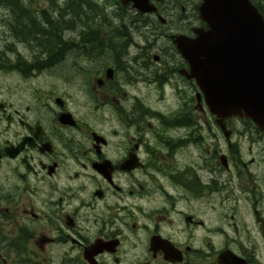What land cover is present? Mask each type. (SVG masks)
Segmentation results:
<instances>
[{
	"label": "flooded vegetation",
	"instance_id": "flooded-vegetation-1",
	"mask_svg": "<svg viewBox=\"0 0 264 264\" xmlns=\"http://www.w3.org/2000/svg\"><path fill=\"white\" fill-rule=\"evenodd\" d=\"M21 1L0 9L21 102H0V264H264V194L240 181L262 135L212 132L172 39L206 29L202 0H103L120 21L88 38L64 1Z\"/></svg>",
	"mask_w": 264,
	"mask_h": 264
},
{
	"label": "water",
	"instance_id": "water-1",
	"mask_svg": "<svg viewBox=\"0 0 264 264\" xmlns=\"http://www.w3.org/2000/svg\"><path fill=\"white\" fill-rule=\"evenodd\" d=\"M140 12L148 0H121ZM200 19L209 30L194 40L177 37L210 111L220 119L251 120L264 133V20L248 0H203ZM221 122V120H220Z\"/></svg>",
	"mask_w": 264,
	"mask_h": 264
},
{
	"label": "rangeland",
	"instance_id": "rangeland-1",
	"mask_svg": "<svg viewBox=\"0 0 264 264\" xmlns=\"http://www.w3.org/2000/svg\"><path fill=\"white\" fill-rule=\"evenodd\" d=\"M4 10L6 9L4 8ZM79 15L82 17L84 16L82 14ZM90 18H94V17H90ZM100 19H102V16H100ZM80 26L81 24L76 26V29ZM83 26H84L83 30H85L86 33H88V28L84 24ZM1 28L2 26L0 25V32H1ZM87 37H92V35L88 34ZM16 87H17V83L14 77H10V76L0 77V102L1 99L8 98L13 105V109L16 107L18 103L21 102L17 100L16 95L9 94L6 91L14 90L16 89ZM81 113L85 114V112L82 111ZM231 127L236 129V135H241L240 134L241 124L239 122L232 121ZM212 131L216 132L215 128H212ZM243 153L244 154H242V160L245 162L247 167L245 169H241L240 167V170H242V173L244 174V177L240 179L241 183L244 186H246V188L250 192H254L257 196L259 195L260 192L264 194V141L262 140L258 146L244 144ZM251 158L254 159V163L252 162L251 164H249L248 160H250ZM261 252H263V245H261Z\"/></svg>",
	"mask_w": 264,
	"mask_h": 264
},
{
	"label": "trees",
	"instance_id": "trees-1",
	"mask_svg": "<svg viewBox=\"0 0 264 264\" xmlns=\"http://www.w3.org/2000/svg\"><path fill=\"white\" fill-rule=\"evenodd\" d=\"M28 3L30 5H32L33 3L37 2V0H27ZM114 2L116 1V3H118V0H113ZM252 2V4L257 8V10L260 12V14L263 16L264 18V0H250ZM51 4H53L54 6H56L55 9H62V7L60 6L61 3H57L56 0H51L50 1ZM24 2H22L21 0H0V6L2 7V9L4 10V8L7 10L9 9L10 12H23L22 9H24V7L22 6ZM5 11V10H4ZM61 13V11H60ZM62 13H64V17L62 19L61 15L59 18H61V20H63L64 22V31L68 28H72V29H76V26H78L79 24H81V27L83 26V24L88 28V29H92V24L97 23L100 25H104V24H110V22H107V19L104 18L102 21L97 20L95 18V16L97 14H103V12H101V10H99V7L97 5L96 2H94L93 0H65L64 1V7L62 9ZM79 14L84 15L83 17L80 16ZM90 17H94V18H90ZM116 21L114 22H118L120 21V17L115 18ZM84 20V21H83ZM62 22V21H61ZM59 24V23H58ZM84 27V26H83ZM83 29V28H82ZM88 34H86V38H88ZM73 35V33L71 34ZM93 37V36H92ZM66 44H64V48H66ZM12 67L10 66V64L8 63L7 65L3 64V61L0 59V71H6L11 69Z\"/></svg>",
	"mask_w": 264,
	"mask_h": 264
},
{
	"label": "bare ground",
	"instance_id": "bare-ground-1",
	"mask_svg": "<svg viewBox=\"0 0 264 264\" xmlns=\"http://www.w3.org/2000/svg\"><path fill=\"white\" fill-rule=\"evenodd\" d=\"M63 1H65V0H56V2L59 4V3H63ZM0 9L3 11V9H2V7L0 6ZM100 16H102V19H100ZM110 15L109 14H106L105 15V13L103 12V14H97L96 16H95V18L97 19V20H100V21H102L104 18H106L107 19V17H109ZM116 17L115 16H112L111 17V21H109V20H107V22H110V23H115L114 21H116V19H115ZM114 20V21H113ZM107 25H108V23H107Z\"/></svg>",
	"mask_w": 264,
	"mask_h": 264
}]
</instances>
